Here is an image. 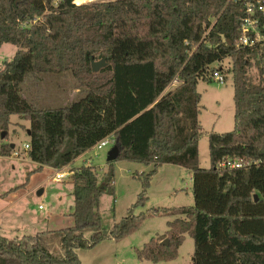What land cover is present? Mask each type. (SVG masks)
Wrapping results in <instances>:
<instances>
[{"label": "trees", "instance_id": "trees-1", "mask_svg": "<svg viewBox=\"0 0 264 264\" xmlns=\"http://www.w3.org/2000/svg\"><path fill=\"white\" fill-rule=\"evenodd\" d=\"M243 17L230 0H0V49L17 48L0 67V158L16 150L8 142L13 116L30 123L27 157L37 172L73 166L107 138L119 150L103 186L92 164L74 169L72 227L19 240L0 235V264H82L79 250L121 242L152 217L172 220L164 235L136 249L139 261L172 264L189 235L192 264H264V46L238 47ZM92 59L107 67L93 73ZM225 60L229 69L212 68ZM216 70L232 77L235 125L207 133L210 168L202 169L198 85ZM66 73L86 94L79 101L40 110L23 97L28 79ZM176 77L182 83L171 90ZM118 161L152 169L140 176L143 191L127 216L106 230L100 203L115 195ZM228 162L249 165L222 166ZM165 165L191 172L194 205L136 215Z\"/></svg>", "mask_w": 264, "mask_h": 264}, {"label": "rangeland", "instance_id": "rangeland-1", "mask_svg": "<svg viewBox=\"0 0 264 264\" xmlns=\"http://www.w3.org/2000/svg\"><path fill=\"white\" fill-rule=\"evenodd\" d=\"M110 1L115 0H76V4L87 5ZM16 53V47L4 45L0 49V67L5 62L11 61ZM220 66L227 70L231 64L229 60H225L222 64H213L212 68H220ZM251 74L256 76L257 71L255 68L252 69ZM21 90L23 97L40 110L59 109L79 101L86 95L83 90L78 89V85L71 73L40 75L36 78H30L24 83ZM198 92L202 96L201 105L203 110L200 120L204 132L199 145V165L202 169H209L210 158L207 133L214 130L221 134L234 130L235 111L232 77L229 76V80L225 85H219L213 80L209 82L201 81L198 85ZM11 122L8 142L17 146L14 154L20 155L19 158L25 160L29 159L25 150V144L29 142L27 131L29 130L30 123L16 116L11 118ZM112 147L108 146L103 149L93 148L76 160L73 167L69 166L67 169L65 168L61 171L72 170L73 172L74 169H79L83 165H89L90 163L96 168L99 185L103 186V178L108 171V154L112 150ZM24 164L23 168H19L16 165L17 170L14 172L11 170V167L7 166L6 168V164L0 161V197L5 196L4 189L6 190L10 184H16V187L10 190V193L16 192L25 187V184H20L26 182L28 179L27 189L31 197L27 201L24 199L22 204L12 199L11 202L15 213L21 212V208H26V203H28V209L33 216H50V231L72 227L74 225L72 218L74 202L72 196L73 186L70 184V177L58 183L54 181V178L59 170L54 169V171L53 169L46 168L40 172H37V170L31 172L32 168L28 167L27 163ZM70 167L73 169H69ZM151 169L152 167L137 163L118 161L114 164L115 195H104L100 203V213L104 229H110L127 216L128 210L132 205L136 204L143 191L140 176L148 174ZM40 191H44L42 196H38ZM147 197L146 207L137 210L135 212L136 215L158 209L193 206L194 197L191 172L175 165L161 167L151 181L150 188L147 190ZM6 200L0 198V213L5 209L6 203L10 202L9 200L5 202ZM13 201H15V204ZM40 206H43L45 210L40 212L38 210ZM171 220V218L165 217L148 218L136 233L121 242L108 240L93 250H79L78 255L80 260L82 264H154L147 261H139L135 251L136 249L143 248L151 239L164 235L168 231V222ZM0 235L9 240H19L26 236L22 235L21 232L14 231L10 234L0 231ZM52 250L54 253L60 252L59 247L55 243L52 244ZM194 251V241L189 235H186L185 241L179 250V257L172 264H192Z\"/></svg>", "mask_w": 264, "mask_h": 264}, {"label": "crops", "instance_id": "crops-1", "mask_svg": "<svg viewBox=\"0 0 264 264\" xmlns=\"http://www.w3.org/2000/svg\"><path fill=\"white\" fill-rule=\"evenodd\" d=\"M29 126H30V124H29ZM27 135H28V133H27ZM26 145H28V142L25 144V146ZM16 148H17V146H16ZM19 157H20V155L17 154V156H16V154H14L13 157L0 158V161H3L6 164L5 165L6 168H7V166L11 167V170L14 172H16L17 166H19V168H23L25 165L24 163H27L28 167L32 168L31 172L38 170L39 165L32 162L30 159L25 160V159H22ZM72 167H70L69 169H71ZM46 168H48V167H43V169L41 171L45 170ZM48 169H52V168H48ZM26 182H22L20 185L25 184V187L22 189H19L16 192L13 191L10 193V190H12L16 187L15 183L10 184L6 188V190L4 189L5 196L0 197V198H2L4 200L7 199L10 202L6 203L5 209L0 213V231L8 232L9 234L12 233L13 231L14 232H21L22 235H26V236L36 235L38 233L50 231L49 230V225H50V220H51L50 216H46V217L45 216L44 217H37L35 215L33 216V214L30 213V211L28 209V203H26L27 207L21 208L23 211L21 210V212H19V213H15V210L13 209V204L11 202L12 199H15V201H19L22 204V201L24 202V199L27 201L31 197V194H30L29 190L27 189L28 183L26 184ZM61 182H58V183H61ZM43 194H44V191H43ZM7 200L5 202H7ZM15 201H13L14 204H15ZM73 202H74V198H73ZM73 206H74V204H73ZM40 207H43V206H40ZM40 207H38V210L40 212L45 210V208L40 209Z\"/></svg>", "mask_w": 264, "mask_h": 264}, {"label": "built area", "instance_id": "built-area-1", "mask_svg": "<svg viewBox=\"0 0 264 264\" xmlns=\"http://www.w3.org/2000/svg\"><path fill=\"white\" fill-rule=\"evenodd\" d=\"M230 2L241 5L244 8V17L240 26L241 38L238 47L253 49L264 46V0H230ZM212 80L219 85H225L227 83L224 74L220 70H216L213 73ZM181 83L179 78L176 77L170 84L169 89H175L180 86ZM113 144L114 141L111 140V138H107L98 143L94 148L103 149ZM25 150H29V145L25 146ZM248 165L249 163L247 162H228L222 164L223 167L228 166L232 169H239ZM67 168L68 167H66V169ZM71 175H73L72 170H67L66 172H64V170H59L55 174L54 181L61 182ZM40 209H43V207H40Z\"/></svg>", "mask_w": 264, "mask_h": 264}, {"label": "water", "instance_id": "water-1", "mask_svg": "<svg viewBox=\"0 0 264 264\" xmlns=\"http://www.w3.org/2000/svg\"><path fill=\"white\" fill-rule=\"evenodd\" d=\"M106 67H107V62H106L105 59H103V60H101V61H99V62H96V61H94V60L92 59V71H93V73H99L102 69H104V68H106ZM28 134H29V132H28ZM5 136H6V134H3V135H2V139H3V140L5 139ZM11 148H12V149H15V145L12 144V145H11ZM118 156H119V150H118V148H113V149L110 151V153L108 154L107 162H114V161H116L117 158H118ZM42 194H43V191H40V192L38 193V196H42ZM257 199H258L257 196H255V200H256V201H257ZM162 244L168 246L169 241H168V240H165L164 242H162Z\"/></svg>", "mask_w": 264, "mask_h": 264}]
</instances>
